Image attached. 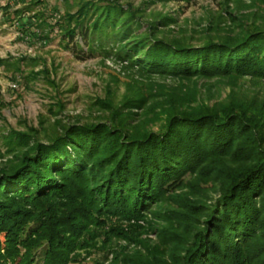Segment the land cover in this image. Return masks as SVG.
Segmentation results:
<instances>
[{"label":"trees","instance_id":"16d2710c","mask_svg":"<svg viewBox=\"0 0 264 264\" xmlns=\"http://www.w3.org/2000/svg\"><path fill=\"white\" fill-rule=\"evenodd\" d=\"M12 1L21 36L109 50L138 76L107 122L1 137L0 264H264V95L233 96L264 83V25L188 47L118 0ZM208 82L229 94L209 105Z\"/></svg>","mask_w":264,"mask_h":264},{"label":"rangeland","instance_id":"374dc122","mask_svg":"<svg viewBox=\"0 0 264 264\" xmlns=\"http://www.w3.org/2000/svg\"><path fill=\"white\" fill-rule=\"evenodd\" d=\"M118 1L124 8L135 10L142 30L149 28L159 39L188 47H199L244 25H264V5L259 0H193L188 4L171 0ZM6 5L12 13L20 8L12 0H0V98L3 103L0 139L10 130H32L36 131L39 142H45L48 132L59 123L66 126L109 121L123 99L132 95V79H137L138 73L118 61L109 50L108 55L100 53L98 48L87 52L86 46L80 43L81 50L71 53L59 44L58 37L45 45L21 36L12 17L9 21L6 19ZM110 49L115 52L114 47ZM201 84L203 90L206 86L211 88L210 93L202 94L203 101L209 105L224 100L230 92L223 84ZM233 92L237 99L261 96L264 83L254 87L249 81L245 84L240 81ZM0 150L3 153L1 140ZM207 201L214 203L216 194L209 192ZM144 237L152 242L156 239L154 233ZM115 246L117 249L118 245ZM119 247L134 249L126 243H120ZM104 256L94 251L91 260L103 261ZM111 259L108 255L107 263Z\"/></svg>","mask_w":264,"mask_h":264}]
</instances>
